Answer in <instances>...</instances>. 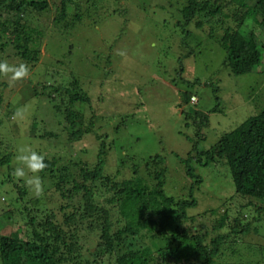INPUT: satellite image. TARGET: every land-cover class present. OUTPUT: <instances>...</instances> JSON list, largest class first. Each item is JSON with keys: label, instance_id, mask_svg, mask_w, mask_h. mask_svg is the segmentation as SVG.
Returning <instances> with one entry per match:
<instances>
[{"label": "rangeland", "instance_id": "obj_1", "mask_svg": "<svg viewBox=\"0 0 264 264\" xmlns=\"http://www.w3.org/2000/svg\"><path fill=\"white\" fill-rule=\"evenodd\" d=\"M84 1L80 8L76 4L70 6L69 21L74 20L73 15L77 12L83 14L82 20L72 29L55 23L56 7L62 0H50V10L43 13L34 11L30 17L32 24L47 32L41 60L27 66L28 75L22 79L13 81L10 74L1 76V80L9 85L3 90L5 102L0 109V159L10 152L14 153V158L12 168L0 164V233L17 232L20 238L27 239L31 217H37L40 222L52 211L56 223L66 225L65 214L74 210L61 209L68 201L56 189V179L49 175L41 178L42 175L36 173L42 184L41 193L36 194L25 183L32 173L26 169L24 178L13 175L14 169L21 166L16 161L20 148L31 147L46 158H58V167L69 166L70 172L83 181L79 176L81 168L86 165L94 169L104 141L106 174L123 180L132 178L137 170L150 185H154L157 180L150 175L153 169L147 167V161L161 154L168 168L164 188L169 195L190 198V186L195 184L194 196L198 205L189 209V214L195 217L189 225L195 231L207 233L208 242L217 235L212 228L226 211L229 218L222 233L231 232L236 218L242 219L243 225H251L248 234L232 238L237 241L232 243L233 246H226L222 260L226 263H264V211L260 210L264 201L253 199L252 202L238 195L228 167L203 166L193 160L191 166L203 177V182L196 184L195 179L187 175L186 165L181 160L193 150L189 136L198 141L200 150L211 149L224 133L264 108V73L232 74L223 65L225 49L208 35L212 26L216 36L224 34L227 28H238V10L229 5L219 15L223 22L205 26L207 32H204L193 23L187 27L180 23L183 17L178 9H182L187 0ZM251 22H244L246 29L256 31L258 26ZM13 53L12 48L7 49L6 55L0 52V61L6 56L5 61L9 64H25ZM74 79L79 80L91 98V104H79L78 110L86 119L93 120L94 132L86 133L81 140L71 144L68 136L62 133L65 126L63 111L55 108L57 102L52 96L55 86L69 85ZM196 79L218 85L219 89L215 95L211 86L197 83L190 87L199 97L198 109L204 112L215 106L221 109L211 113L204 139L197 137L195 128L183 112L193 107L182 104L187 87L184 80ZM44 85L48 87L45 89ZM46 130L58 136L38 137ZM96 134L103 139H98ZM22 189L27 190L24 196L20 194ZM37 199L38 204L34 205L33 201ZM96 202L109 208L104 196ZM112 210L116 222L117 210ZM78 225H81L80 239L91 249L86 246L80 261L75 264H116V254L105 260L91 254L101 235L98 229L89 226L98 223L86 220ZM122 226L114 225V230ZM143 244L151 245L152 242L147 239L138 242L137 246ZM231 247L241 249L240 255H236ZM127 250L128 247L123 246L121 252ZM186 258V255L178 254L174 260L183 263Z\"/></svg>", "mask_w": 264, "mask_h": 264}, {"label": "trees", "instance_id": "obj_2", "mask_svg": "<svg viewBox=\"0 0 264 264\" xmlns=\"http://www.w3.org/2000/svg\"><path fill=\"white\" fill-rule=\"evenodd\" d=\"M76 1L62 0L61 5L56 7V25L72 29L82 20L83 14L80 11L73 15L74 20L69 21L70 6L76 4L75 6L80 8L83 5L81 2L85 3L84 0ZM229 5H234L238 10L239 27L232 30L227 28L224 34L216 36L212 26L208 33L209 37L215 38L226 51L223 65L235 75L264 73V0H187V4L178 9L183 17L180 23H183L184 27L193 23L207 32L205 26L223 22L219 15H222L223 9ZM51 6L50 0H0V52L6 55L7 49L12 48L13 55L24 61L27 66L37 64L42 57V46L47 32L35 27L30 17L34 11L43 13L50 10ZM239 9L242 10L241 13ZM247 20H252L251 24L257 25L258 29L247 30L244 25ZM5 58L6 56L2 57L1 61H5ZM181 70L184 71L183 64ZM2 75L0 74V109L5 102L3 90L9 85L7 81L1 80ZM184 82L187 87L182 95V104L193 105L188 111H183L185 119L195 128L197 137L204 139V131L211 123V113L220 112L221 109L218 106L208 112L198 109L199 97L190 87L201 83L211 86L217 95L218 85L204 83L199 79ZM47 87L48 85H44L45 89ZM53 94V100L57 102L55 108L63 111L65 126L62 133L68 136V142L73 144L81 140L86 133L94 132L93 120L86 119L78 110L79 104H91L90 96L78 79H74L69 85L55 86ZM194 97L198 98L196 102L193 101ZM54 136L58 134L47 130L38 135L43 139ZM96 136L100 140L103 139L101 135ZM189 139L193 142V150L187 158L181 160L186 165L187 175L195 179L196 184L202 183L203 177L191 166L193 160L203 166H224L228 167L232 174L238 195L247 197L252 202L253 199L264 201V108L232 131L224 133L211 149L200 150L198 141L190 136ZM106 151L103 141L94 169L86 165L81 168L79 176L83 177V181L70 172L69 166L58 167V158L45 157L47 167L39 172L42 175L40 177L49 175L56 179V189L68 201L61 209L74 210L65 214L66 225H58L52 211L40 222L37 217H31L27 239L20 238L17 232L10 235L0 233L1 264L78 263L86 246L91 249L90 245L80 239L79 234L81 225L78 224L86 220L96 221L98 225L89 227L98 229L101 235L95 251L91 254L102 260L116 254V264H242L226 263L222 258L224 259L226 246H233L232 243L237 241L232 238L238 234H248L251 225H243L242 219L236 218V225L232 227L231 232L222 233L226 226L225 221L229 218L226 211L223 218L212 228L217 235L208 242L207 233L195 231L193 226L189 225L195 218L189 214V209L198 205L194 196L195 184L190 186V198L169 195L164 188L165 174L168 171L164 156L158 154L147 161V167L153 169L150 175H154L157 180L156 184L150 185L137 170L132 178L123 180L106 174ZM13 158L14 153L4 154L0 164L11 167ZM69 185L70 187H67ZM99 191L103 193L99 194ZM26 193V189L20 190L22 196ZM103 196L109 208L97 204V198ZM38 201H33L34 205L38 204ZM112 208L117 210L116 222L113 220ZM260 210L264 211V207ZM118 224L123 226L114 230V225ZM147 239L152 242L151 245L137 246L138 242ZM123 246L128 247L124 253L121 252ZM231 248L236 255H240L241 249ZM178 254L186 255L183 263L174 260ZM247 264L252 263L249 261Z\"/></svg>", "mask_w": 264, "mask_h": 264}, {"label": "clouds", "instance_id": "obj_3", "mask_svg": "<svg viewBox=\"0 0 264 264\" xmlns=\"http://www.w3.org/2000/svg\"><path fill=\"white\" fill-rule=\"evenodd\" d=\"M29 69L27 65L20 63L19 65L9 64L7 61H0V74L9 75L10 79L15 81L22 79L28 75ZM45 156L31 147H22L19 149V154L16 156V161L21 165L16 167L13 175L17 178L26 177L27 172L32 173V177L25 180L26 185L36 194L42 191L41 179L36 173L44 170L47 167Z\"/></svg>", "mask_w": 264, "mask_h": 264}, {"label": "built area", "instance_id": "obj_4", "mask_svg": "<svg viewBox=\"0 0 264 264\" xmlns=\"http://www.w3.org/2000/svg\"><path fill=\"white\" fill-rule=\"evenodd\" d=\"M193 101H196V98L195 97L193 98Z\"/></svg>", "mask_w": 264, "mask_h": 264}]
</instances>
